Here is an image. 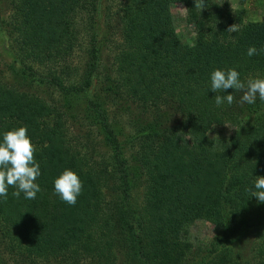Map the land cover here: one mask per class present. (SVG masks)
Returning a JSON list of instances; mask_svg holds the SVG:
<instances>
[{
    "label": "trees",
    "instance_id": "obj_1",
    "mask_svg": "<svg viewBox=\"0 0 264 264\" xmlns=\"http://www.w3.org/2000/svg\"><path fill=\"white\" fill-rule=\"evenodd\" d=\"M8 1L12 13L5 24L20 47L15 73L26 75L24 83L0 77V142L5 131L27 127L41 191L35 199L23 192L16 198L17 189L9 186L7 198L0 196V264H249L233 244L250 233V264H264V203L249 191L255 177L264 176V102L257 97L254 104H241L240 91L210 89L217 68H235L242 82L264 78V52L247 55L249 46L264 48V17L243 24L229 3L217 0H205L201 11L195 0ZM172 2L187 8L186 22L195 32L191 44L175 30ZM232 25L238 31L228 32ZM104 45L117 51V76L108 70L104 95L88 105L111 153L107 163L92 160L85 167L84 153L60 130L65 112L25 87L46 84L80 95L98 74ZM76 48L86 61L75 66L77 81L67 83ZM227 94L233 103L217 107L215 96ZM108 101L127 114L133 129L127 139L110 118ZM226 121L234 130L220 153L221 177L215 178L193 163V155L211 148L206 132ZM126 143L136 146L132 159L148 180L139 205L132 201ZM65 168L83 182L74 206L54 190ZM109 182L114 196L107 200L101 188ZM197 218L217 231L205 247L192 250L187 228Z\"/></svg>",
    "mask_w": 264,
    "mask_h": 264
},
{
    "label": "rangeland",
    "instance_id": "obj_2",
    "mask_svg": "<svg viewBox=\"0 0 264 264\" xmlns=\"http://www.w3.org/2000/svg\"><path fill=\"white\" fill-rule=\"evenodd\" d=\"M217 1L219 3H229L230 8L235 11V13L238 12L243 24L260 21L264 17V0ZM10 6L8 0H0V77L8 83L15 81L24 83L26 74L15 73L16 69L21 67L18 55L20 47L17 42L14 41V36L10 34V27L5 24L12 13ZM170 13L172 15L175 30L181 37L182 41L188 42L189 44L193 43L195 32L192 26L186 22L187 8L185 4L183 2H172L170 4ZM116 36L119 38L118 33ZM102 47V61L100 68L98 69V74L93 78L92 86L80 95L75 96L65 94L64 92H61V90L46 84H43L42 86L33 85L31 87H25L44 98L47 104H50L51 106L54 105L57 108L59 107L65 112L66 115H64L62 119L65 118L67 124L66 127L62 126L60 130L63 132L64 138L68 140V143H71L74 147V150L82 151L80 153L81 155L84 153L82 156L87 161H84L86 163L85 167H88L92 160H95L97 163H107L111 153L110 148L104 143L103 136L100 133L98 126L91 119L92 112H90L88 105L89 100H98V97L101 100V96L104 95L102 87L106 75L105 73L109 70L108 73H111V76H117L115 71V67H117L115 57L117 51L107 45ZM25 61L26 63H31V65L39 71L46 69V66L37 62L33 64L29 59H26ZM84 61H86V56L83 49L76 50L70 58V62H68V64H70L68 68L72 70L65 71L70 72V76L67 74L65 76L68 77L66 79H69L67 83L77 81L74 71L75 66L83 68ZM27 77L28 80L29 76ZM125 105L126 104H124L123 107H125ZM130 105H132V103ZM105 107L107 108L110 118L113 120L115 126L117 125V128H121V138L127 139L130 134L132 135L133 129L127 124L128 116L121 108V105H112L108 101L105 103ZM131 110L137 113L140 111L136 105H132ZM55 118L57 120L56 115ZM54 122L56 121L53 120L52 123ZM233 130V124L228 121L213 124L206 132V137L211 141V148L206 151L198 148L195 149L193 163L201 170L212 174L215 178H220L223 169L222 163L224 160L220 153L223 151L224 145L228 142ZM80 146H82V148H80ZM124 151V155L126 159L129 160L131 168L132 201L136 202L138 205L143 204L145 195L148 193L147 176L144 173H141L142 171L140 170L138 163L132 159L135 155L136 146L131 145V143H126V149H124ZM110 186H112L111 182L108 183V187L101 188L102 193L107 200L112 199L114 196L113 190L109 189ZM187 229V238L192 246V250L195 248L197 249L198 247H205L217 231V227L212 222L202 218L195 219ZM253 244L254 237L250 233V235H247L246 237L235 239L233 250L235 253L240 254L244 260H249L250 264ZM119 261L121 264H125L124 259H120ZM66 263L67 262H63L62 264ZM83 264L89 263L85 262Z\"/></svg>",
    "mask_w": 264,
    "mask_h": 264
},
{
    "label": "clouds",
    "instance_id": "obj_3",
    "mask_svg": "<svg viewBox=\"0 0 264 264\" xmlns=\"http://www.w3.org/2000/svg\"><path fill=\"white\" fill-rule=\"evenodd\" d=\"M207 5L205 0H195V8L201 11ZM228 32L238 31L237 25L228 28ZM264 52L259 51L255 46H249L247 55H258ZM210 89L217 92H225L227 89H235L242 92L240 103L254 104L257 97L264 102V78H252L251 76L242 82L240 73L235 68L227 70L215 69L210 74ZM234 101L232 94L226 96L216 95L217 107L225 102L231 105ZM35 146L27 135V127L20 126L3 133V141L0 142V196L7 198L8 187L12 186L17 190L12 193L19 198L21 192L25 199H35L36 194L41 191L37 178L41 175L40 165L34 158ZM255 190L249 189L251 195L259 202L264 203V176H256L253 181ZM83 182L78 174L70 168H65L62 173L54 179V190L60 199L74 206L78 196L82 193Z\"/></svg>",
    "mask_w": 264,
    "mask_h": 264
}]
</instances>
